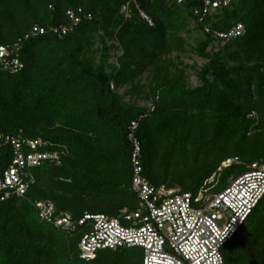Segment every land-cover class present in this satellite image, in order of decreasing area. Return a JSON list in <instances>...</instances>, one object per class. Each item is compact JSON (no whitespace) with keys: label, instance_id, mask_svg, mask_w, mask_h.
<instances>
[{"label":"trees","instance_id":"trees-1","mask_svg":"<svg viewBox=\"0 0 264 264\" xmlns=\"http://www.w3.org/2000/svg\"><path fill=\"white\" fill-rule=\"evenodd\" d=\"M201 7L200 0H0V46L24 65L14 73L0 60V132L22 131L61 154L59 164L35 171L37 185L25 198L0 204V264H143V251L133 254L139 249L83 260V228L58 230L35 208L51 201L76 221L135 212V121L145 176L157 187L214 196L264 163V0H241L204 25L194 14ZM69 10L84 13L74 33L31 35L67 26ZM239 24L246 33L234 41L214 35ZM193 31L201 35L194 52L205 62L194 67L195 87L173 59L189 52L184 35ZM147 74L151 85L142 87ZM141 94L150 105L133 101ZM236 158L240 164L222 168ZM223 254L226 264H264V200Z\"/></svg>","mask_w":264,"mask_h":264},{"label":"built area","instance_id":"built-area-1","mask_svg":"<svg viewBox=\"0 0 264 264\" xmlns=\"http://www.w3.org/2000/svg\"><path fill=\"white\" fill-rule=\"evenodd\" d=\"M240 1L200 0L202 7L195 9L194 14L204 25L207 18ZM184 2L178 0L179 5ZM128 9L129 5L123 11ZM83 14L82 10L79 14L69 10L70 23L67 26L36 27L31 35L68 36L81 25ZM140 17L149 27H154L145 13H140ZM86 19L92 20V17ZM205 30L208 34L213 33L209 26ZM245 33V26L239 24L229 33L214 32V35L229 42ZM13 53L11 48L0 46L2 64L5 69L16 73L24 65L12 58ZM139 124L135 121L130 127L134 145L131 189L138 198L135 212L124 211L123 220L86 214L76 221L70 213L58 215L51 201H38L35 208L39 218L66 232L83 228L80 251L86 261L94 260L101 251L141 249L143 264H226L224 249L264 200V163L250 165L246 173L233 179L224 191L214 196H206L203 192L197 195L184 193L165 185L157 187L145 176L142 145L137 136ZM50 147L49 142L27 138L22 131L16 134L0 132V204L25 198L37 185L35 171L46 164L60 163L61 154L50 151ZM234 164H240V159L228 160L224 166Z\"/></svg>","mask_w":264,"mask_h":264},{"label":"rangeland","instance_id":"rangeland-1","mask_svg":"<svg viewBox=\"0 0 264 264\" xmlns=\"http://www.w3.org/2000/svg\"><path fill=\"white\" fill-rule=\"evenodd\" d=\"M200 34L197 33L196 31H193V33H191V35H184L185 40L188 43V49L189 52L187 54H183L180 59L178 54H175L173 56V59L176 60V63H182L184 66L180 67L179 70H186V75H187V79L189 81V85L190 86H197L198 85V81H197V77H196V70L194 67L199 66L200 68L204 66L205 62L201 61V59L198 57V55L195 54L194 49L195 47L198 45V41L200 39ZM103 46H101V44H97L94 48H93V52L98 53L97 55H95L97 57V62L99 63V61L101 60V57L103 55ZM194 47V49H193ZM151 76L150 74L145 75V77L140 81V84L142 85V87H148L151 85ZM125 91V90H124ZM134 102L139 103L141 106H148L150 105V100H148V98L145 95H137V96H133L132 97ZM129 101H131V98H128ZM252 118V117H251ZM225 164V163H224ZM223 164L222 168H227L225 167ZM212 181V180H211ZM232 181V180H231ZM217 183V182H216ZM125 211V210H124ZM123 212H121V216L123 215ZM142 250H135L133 252V254L135 255H140Z\"/></svg>","mask_w":264,"mask_h":264}]
</instances>
